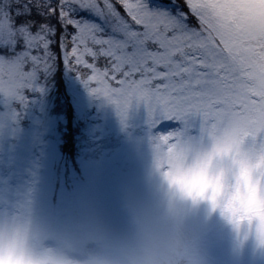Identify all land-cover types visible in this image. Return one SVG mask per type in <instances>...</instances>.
<instances>
[{
	"label": "snow or ice",
	"instance_id": "6c2138e0",
	"mask_svg": "<svg viewBox=\"0 0 264 264\" xmlns=\"http://www.w3.org/2000/svg\"><path fill=\"white\" fill-rule=\"evenodd\" d=\"M118 2L131 23L111 0H0V95L24 103V90L56 66L59 33L63 64L122 121L135 101L150 126L183 125L158 140L171 142L196 118L199 132L226 119L264 125V19L257 22L254 0H171L169 10L151 11L145 0ZM237 10L248 23L230 27L224 21Z\"/></svg>",
	"mask_w": 264,
	"mask_h": 264
},
{
	"label": "rangeland",
	"instance_id": "374dc122",
	"mask_svg": "<svg viewBox=\"0 0 264 264\" xmlns=\"http://www.w3.org/2000/svg\"><path fill=\"white\" fill-rule=\"evenodd\" d=\"M111 2L131 23L118 0ZM145 3L150 11L170 9ZM71 47L69 37L66 48ZM57 48L62 64L52 47L56 66L39 73L33 88L24 90L23 104L0 95V212L27 205L53 235L70 239L87 235L98 224L120 231L125 227L124 199L145 190L156 137L183 125L164 120L150 126L144 105L135 101L122 121L114 105L92 95L63 64L64 53ZM95 63L104 68L106 60ZM76 70L91 74L83 66ZM187 133L199 135L198 118ZM204 226L209 264H264V250L252 241L237 244L216 218L209 217Z\"/></svg>",
	"mask_w": 264,
	"mask_h": 264
},
{
	"label": "clouds",
	"instance_id": "9594fccd",
	"mask_svg": "<svg viewBox=\"0 0 264 264\" xmlns=\"http://www.w3.org/2000/svg\"><path fill=\"white\" fill-rule=\"evenodd\" d=\"M252 6L264 19V2ZM245 15L224 22L246 26ZM123 210L122 230L98 224L72 239L53 235L27 205L0 212V264H209V217L237 244L264 250V125L226 119L195 137L155 139L145 190Z\"/></svg>",
	"mask_w": 264,
	"mask_h": 264
},
{
	"label": "trees",
	"instance_id": "16d2710c",
	"mask_svg": "<svg viewBox=\"0 0 264 264\" xmlns=\"http://www.w3.org/2000/svg\"><path fill=\"white\" fill-rule=\"evenodd\" d=\"M178 1H179V0H178ZM58 36H59V33H57V37H56V39H58ZM60 59H61V58L59 57V58H58V62H59V64L61 65V64H62V63H61L62 61H61Z\"/></svg>",
	"mask_w": 264,
	"mask_h": 264
}]
</instances>
